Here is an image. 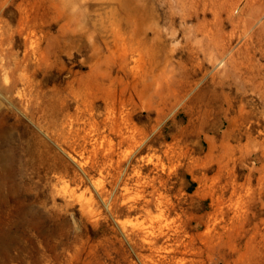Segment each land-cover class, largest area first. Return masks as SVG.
Listing matches in <instances>:
<instances>
[{
	"label": "rangeland",
	"instance_id": "374dc122",
	"mask_svg": "<svg viewBox=\"0 0 264 264\" xmlns=\"http://www.w3.org/2000/svg\"><path fill=\"white\" fill-rule=\"evenodd\" d=\"M0 264H264V0H0Z\"/></svg>",
	"mask_w": 264,
	"mask_h": 264
},
{
	"label": "bare ground",
	"instance_id": "6f19581e",
	"mask_svg": "<svg viewBox=\"0 0 264 264\" xmlns=\"http://www.w3.org/2000/svg\"><path fill=\"white\" fill-rule=\"evenodd\" d=\"M248 4H247V6L249 5L250 7L252 6H254V2H252V3H250V2H247ZM235 2H231V7H232V9H234L235 8ZM157 37H158V35H157ZM155 90V89H154ZM154 93V92H153ZM152 93V95H154V96H158V97H163V95H162V92L161 91H159V89H157V91L155 92V94H153ZM124 137H126L125 135H124Z\"/></svg>",
	"mask_w": 264,
	"mask_h": 264
}]
</instances>
